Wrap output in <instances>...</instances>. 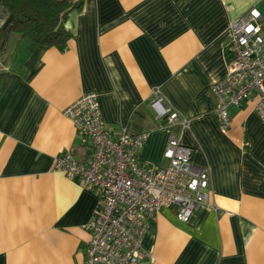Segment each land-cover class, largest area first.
<instances>
[{
    "label": "crops",
    "instance_id": "crops-1",
    "mask_svg": "<svg viewBox=\"0 0 264 264\" xmlns=\"http://www.w3.org/2000/svg\"><path fill=\"white\" fill-rule=\"evenodd\" d=\"M251 9L264 18V0H82L65 50L0 42V264H84L98 196L54 170L64 152L87 158L63 111L94 93L106 128L146 135L140 161L165 167L154 90L189 120L180 140L209 170L211 206L186 223L159 212L143 264H264V120L251 98L221 130L210 92L227 74L229 25ZM8 17L0 0V28Z\"/></svg>",
    "mask_w": 264,
    "mask_h": 264
},
{
    "label": "built area",
    "instance_id": "built-area-1",
    "mask_svg": "<svg viewBox=\"0 0 264 264\" xmlns=\"http://www.w3.org/2000/svg\"><path fill=\"white\" fill-rule=\"evenodd\" d=\"M229 33L227 74L210 87L213 113L223 131L231 127V110L251 98L254 112L264 120V18L251 9L230 23ZM148 107L158 128L169 132L165 167L140 161L146 135L106 128L94 93L63 111L87 158L79 161L64 152L55 158L54 170L98 196L83 226L89 234L84 264H143L150 258L142 249L143 239L159 212L175 209L177 219L186 223L201 205L211 206L209 170L192 164V150L180 140L189 120L181 118L159 90L152 92Z\"/></svg>",
    "mask_w": 264,
    "mask_h": 264
},
{
    "label": "trees",
    "instance_id": "trees-1",
    "mask_svg": "<svg viewBox=\"0 0 264 264\" xmlns=\"http://www.w3.org/2000/svg\"><path fill=\"white\" fill-rule=\"evenodd\" d=\"M2 5L9 17L0 28V42L14 35L29 40L31 48L43 46L63 51L71 38L66 19L72 10L81 7L82 0H2Z\"/></svg>",
    "mask_w": 264,
    "mask_h": 264
}]
</instances>
